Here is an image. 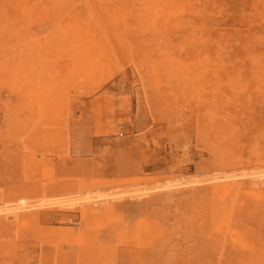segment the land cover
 <instances>
[{
    "label": "rangeland",
    "instance_id": "374dc122",
    "mask_svg": "<svg viewBox=\"0 0 264 264\" xmlns=\"http://www.w3.org/2000/svg\"><path fill=\"white\" fill-rule=\"evenodd\" d=\"M0 264H264V0H0Z\"/></svg>",
    "mask_w": 264,
    "mask_h": 264
},
{
    "label": "bare ground",
    "instance_id": "6f19581e",
    "mask_svg": "<svg viewBox=\"0 0 264 264\" xmlns=\"http://www.w3.org/2000/svg\"><path fill=\"white\" fill-rule=\"evenodd\" d=\"M244 184L243 182H239V184ZM26 205L23 203V204H19V206H15L14 208H11L10 212H12L14 215H16V210L17 209H22V208H25Z\"/></svg>",
    "mask_w": 264,
    "mask_h": 264
}]
</instances>
